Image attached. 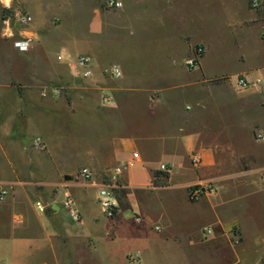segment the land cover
I'll return each mask as SVG.
<instances>
[{"label":"crops","instance_id":"obj_1","mask_svg":"<svg viewBox=\"0 0 264 264\" xmlns=\"http://www.w3.org/2000/svg\"><path fill=\"white\" fill-rule=\"evenodd\" d=\"M120 1L121 9H109L99 0H0V55L9 53L0 68V190L5 191L0 264H130L132 258L146 264L149 242L172 241L177 233L164 211L176 192L175 165L185 173L178 184L183 203L211 215L209 241H218L234 225L239 236L261 240V233L249 230L264 222L249 212L264 209V141L255 139L264 135V64L249 62L245 47L234 40V67L207 70L208 42L187 27L179 30L174 16L189 0ZM220 11L211 17L225 18L236 37L255 29L257 41L264 42V17L249 0ZM17 12L32 21L20 27L14 19L13 30L10 21ZM27 37L32 41L26 52L14 49V41ZM217 41L214 48L225 52L224 39ZM196 45L205 54L188 70L182 62ZM79 55L92 61L90 79L73 70ZM110 66L119 68V78L102 74ZM220 78L226 80L213 83ZM238 78L257 84L240 90ZM131 103L140 109L138 116L130 112ZM62 117L68 118L66 125ZM30 128L34 132L27 140ZM36 137L43 150L32 147ZM64 146L77 162L59 165L54 149ZM133 152L138 158L116 180L122 214L114 223L100 212L97 185ZM192 155L200 159L196 168ZM160 165L169 169L165 187L153 184ZM80 168L93 172L94 185L76 179ZM206 182L216 193L189 201L187 189ZM243 183L249 191L243 199H253H246L251 203L243 205V218L222 213L228 208L226 191ZM66 191L79 222L62 207ZM129 213L143 221L135 224Z\"/></svg>","mask_w":264,"mask_h":264},{"label":"rangeland","instance_id":"obj_2","mask_svg":"<svg viewBox=\"0 0 264 264\" xmlns=\"http://www.w3.org/2000/svg\"><path fill=\"white\" fill-rule=\"evenodd\" d=\"M200 1L201 0L195 2V0H189L185 5L177 6L174 16L177 19L179 30L183 27H187L189 30L193 31L195 38L208 42V46H206L207 70L211 71L216 69L219 70L220 68L234 67V57L237 54V51L234 49V40H236V42L240 41L243 47H245L249 62L254 63L256 61L257 63L264 64V42L257 41L255 29L249 30L245 36L238 38L234 31L230 32L227 30L228 27L225 18L219 17L218 22H216L211 17L212 14H217L218 12V14H220V10L231 6L234 2H237L238 6L243 5L245 0ZM259 12L261 15H264V10ZM10 22L12 29L16 30L14 18ZM63 25V27L66 28L67 22L65 24L63 23ZM73 26L72 28H74ZM75 31H77V29H75ZM95 39L99 44L102 42L98 37ZM219 39H224L225 52L222 50L217 51L214 48L215 46L218 47L219 44L217 40ZM8 54L0 55V68L2 66L1 63L4 62V57H8ZM256 55L257 59L255 60ZM163 70L166 71V67ZM1 71L0 77H3L2 73H4V69ZM131 105L133 107H129L130 112L133 113L134 116H138L137 113L140 109L136 107L137 105L135 106L134 103H131L130 106ZM224 109H226V107H224ZM211 110L212 109H210V111ZM61 119L66 125L68 118L62 117ZM80 121H83V118H81ZM33 132L34 130L32 128L27 131V140H29ZM67 151L68 149L66 146H64L63 149H54L53 154L59 165L64 163L71 164L76 161L71 158L70 153ZM224 168L226 169L228 167L225 166ZM172 172L173 184L175 185L176 192H174V197L167 202L164 209L166 213H164L169 217L177 233H175L172 241H150L148 250H146L143 255L146 264H264V224L261 225L260 229L259 226H255V228L249 230L252 235L256 232L261 233L260 241H257L254 235L246 238H244L243 235L239 236V228L235 225L231 226L224 237L220 238L218 241H209V237L203 240L202 230L210 227L209 223L212 222L211 215L208 213L202 215L197 207L187 206L183 203L182 192L178 184L183 182V175L185 173L179 165H175ZM243 185L244 183L231 185V189L226 191L225 197L228 201V211L225 208L221 210L222 213H228L230 216L243 218L245 203L247 202V206L251 203L250 201H246V199L250 200L251 198L248 197L243 199L244 195L249 193L247 189L243 188ZM251 200L253 201V199ZM256 201L259 202L260 199L256 198L255 202ZM258 207H250L251 209H249L251 211L249 212V216L254 218L255 221L261 220L260 222H264V209L259 210L257 209ZM153 210L157 213L159 212L156 206H153ZM151 214L153 221L158 220L156 219L158 214L152 212ZM258 224L260 223L258 222ZM213 231H216L215 227ZM235 234L239 236L238 241H236L234 237ZM233 252L239 255L238 260L232 255Z\"/></svg>","mask_w":264,"mask_h":264},{"label":"built area","instance_id":"obj_3","mask_svg":"<svg viewBox=\"0 0 264 264\" xmlns=\"http://www.w3.org/2000/svg\"><path fill=\"white\" fill-rule=\"evenodd\" d=\"M105 7L109 9H121L122 3L120 0H99ZM249 6L254 11H261L264 10V0H249ZM16 24L20 27H27L32 19L28 14L17 12L12 16ZM260 37L261 39H264V26H262L260 31ZM31 39L30 37L23 38L17 41L13 42V47L18 52H26L31 45ZM62 53V52H61ZM204 54V48L201 45H196L192 49V53L188 58H185L182 62V65L188 69V70H194L199 65V60ZM73 70L75 73L78 74V76L81 79H90L92 77V61L88 56L79 55L76 56L73 59ZM102 74L104 76H108L110 78L116 79L119 78L121 73L118 67L116 66H110L108 68H105L102 70ZM256 83H249L243 78L236 79V87L240 90L249 89L252 87H255ZM52 93L54 94H60V91L57 89H51ZM103 101H107L108 97L103 96ZM255 139L258 141H264V135L257 134L255 135ZM32 147L35 150H43V144L40 138H34L32 140ZM138 158V154L136 152H133L131 154L130 161L125 163L124 165H120L117 167H114L110 173L107 174V180L103 182L100 185H97L98 187V194H97V205L100 209L101 214L108 219L109 221H112L116 223V221L119 219V216L122 214L120 211L117 196L115 193V190H117L116 186V180L117 177L122 174V172ZM190 164L193 167H198L200 165V159L196 155H192L190 157ZM159 172L162 173H168L169 169L165 165H160L158 168ZM76 179L79 181H82L87 184H93L94 185V176L93 172L89 170L88 168H80L76 174ZM215 186L211 182L206 183H197L192 186H190L187 189V197L188 200L191 202L199 201L203 196L205 195H213L215 193ZM5 197V191L0 190V202ZM62 207L67 211L69 217L72 221L79 222L80 221V215L75 208V201L70 195L69 192H64L63 194V201H62ZM130 219L135 224H140L143 219L138 215L134 213H129L128 215ZM158 230V228H155ZM211 229L210 228H204L202 230V237L203 239H206V237L211 235ZM236 241H238L239 236L237 234L234 235ZM130 264H139L138 258H132L130 259Z\"/></svg>","mask_w":264,"mask_h":264},{"label":"trees","instance_id":"obj_4","mask_svg":"<svg viewBox=\"0 0 264 264\" xmlns=\"http://www.w3.org/2000/svg\"><path fill=\"white\" fill-rule=\"evenodd\" d=\"M262 17H264V15H262ZM224 80H226V78L216 79L213 81V83H217V82L224 81ZM167 180H168V173H162L159 171L153 173V184L155 186L165 187L167 185ZM115 193H116L117 200H118V190H115Z\"/></svg>","mask_w":264,"mask_h":264},{"label":"clouds","instance_id":"obj_5","mask_svg":"<svg viewBox=\"0 0 264 264\" xmlns=\"http://www.w3.org/2000/svg\"><path fill=\"white\" fill-rule=\"evenodd\" d=\"M5 2H7V0H5Z\"/></svg>","mask_w":264,"mask_h":264}]
</instances>
